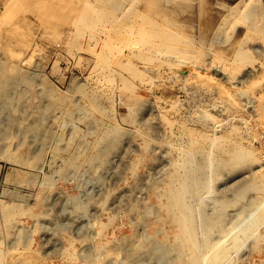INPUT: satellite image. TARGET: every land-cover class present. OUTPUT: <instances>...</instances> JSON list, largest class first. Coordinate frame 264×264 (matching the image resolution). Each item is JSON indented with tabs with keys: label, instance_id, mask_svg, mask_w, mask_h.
Returning <instances> with one entry per match:
<instances>
[{
	"label": "rangeland",
	"instance_id": "1",
	"mask_svg": "<svg viewBox=\"0 0 264 264\" xmlns=\"http://www.w3.org/2000/svg\"><path fill=\"white\" fill-rule=\"evenodd\" d=\"M255 97L264 0H0V264H264ZM226 122L251 149L230 168Z\"/></svg>",
	"mask_w": 264,
	"mask_h": 264
},
{
	"label": "bare ground",
	"instance_id": "2",
	"mask_svg": "<svg viewBox=\"0 0 264 264\" xmlns=\"http://www.w3.org/2000/svg\"><path fill=\"white\" fill-rule=\"evenodd\" d=\"M251 1V0H250ZM247 3V2H246ZM245 3V4H246ZM248 5V4H247ZM249 5H250V3H249ZM252 6V5H251ZM242 18H244V19H248V21H247V26H248V28L249 29H252L253 31H259L260 30V28L262 27L261 26V23L259 22V18H258V16L256 15H253L252 16V10H251V8H248V11H246L243 15H242ZM109 41V40H108ZM108 43H112V42H108ZM106 45H107V42L105 43ZM112 45V44H111ZM109 46V47H112V46ZM107 46V47H108ZM170 48L171 46L170 45H164V47L165 48H168V47ZM106 46H105V48H107ZM109 47H108V49H107V51L108 50H110L109 49ZM104 48V49H105ZM114 49H115V47H114ZM172 49H178V48H172ZM116 50V49H115ZM152 50V49H151ZM105 51V50H104ZM106 51V52H107ZM111 52L112 51H114V50H110ZM109 52V51H108ZM107 52V53H108ZM115 52V51H114ZM116 52H119L118 50H116ZM149 52H151V51H149ZM176 52V51H175ZM131 53H133V51L132 50H129V52H128V54H121V58L123 57V58H125V60H123V59H117V61L116 62H118V64H120L119 66H122L123 68H126L127 70H129L130 72H132V73H134V74H136V75H144L143 74V72L140 70V69H137L135 66L136 65H133L134 63L133 62H131V59L129 58V56H130V54ZM145 53V52H144ZM104 54V53H103ZM115 54V53H114ZM134 54H135V52H134ZM147 54V53H146ZM162 54V53H161ZM105 55H107V54H105ZM103 56V55H102ZM114 56V55H113ZM134 56H138V57H141V58H147V60H148V56H145V54H135ZM150 59V58H149ZM109 60V59H108ZM116 60V59H115ZM161 61V60H160ZM168 62V61H167ZM169 62H171V63H169V64H167V65H171L172 64V66H173V64L174 65H177V64H179V63H181V60L179 59V58H177V57H171V61H169ZM166 63V62H165ZM184 64V63H183ZM185 67H186V65H185ZM219 67H224L223 65H221V66H219ZM214 69V68H213ZM156 70H157V68H156ZM178 69L176 70V73L178 74ZM205 70H200V72H204ZM219 71H221L220 69H219ZM158 72V71H157ZM174 72V71H173ZM206 72V71H205ZM147 73V72H146ZM172 73V72H171ZM226 73V72H225ZM224 73V74H225ZM159 74V73H158ZM174 74V73H173ZM182 74V75H181ZM181 74H178V76L180 77V78H182V79H185V82H186V80H189L188 78H190V76H191V74H192V72L191 73H189L190 74V76L188 77V78H186V74H183V73H181ZM188 74V75H189ZM199 74V73H198ZM223 74V75H224ZM133 75V74H132ZM193 75H194V73H193ZM137 76V77H138ZM149 76V75H148ZM134 78V77H133ZM141 78V77H140ZM155 78V77H154ZM211 78V77H210ZM227 78V77H226ZM225 78V79H226ZM143 79H144V77H143ZM212 79H214L215 80V78H211V80ZM145 80V79H144ZM143 80V81H144ZM146 80L148 81V82H152V83H154V79H153V76H149L148 78L146 77ZM145 80V81H146ZM140 81V80H139ZM184 81V80H183ZM207 81V80H206ZM205 81V82H206ZM216 81V80H215ZM214 81V82H215ZM227 81V80H226ZM226 81H224L223 80V82H226ZM233 81V80H232ZM180 82V81H179ZM204 82V83H205ZM233 83H234V81H233ZM232 82L231 83H225V85H223V84H221V85H219V87H217V88H220V90L219 89H217V93L216 94H218L219 96V99H223V97H224V94H225V90L227 89V88H229V89H232L233 90V93H237V94H239L238 92L240 91V89H239V87L237 88L236 86V84H233ZM201 84V83H200ZM219 84V83H218ZM226 86H227V88H226ZM249 87V86H248ZM250 88V87H249ZM246 89V88H245ZM189 91V90H188ZM241 92V91H240ZM232 93V94H233ZM244 93V92H243ZM242 93V94H243ZM231 94V93H230ZM250 96V95H249ZM214 97V96H213ZM217 97V98H218ZM240 97V96H239ZM253 97V96H252ZM219 99H217V100H219ZM232 99V98H231ZM225 100V99H224ZM223 100V101H224ZM249 100V99H248ZM252 100H255L256 101V103H257V105L256 104H254L256 107H258L259 105L261 106V104H260V102H259V98L258 97H255V99H253L252 98ZM251 100V101H252ZM246 101V100H245ZM233 103L235 102V99L232 101ZM249 102V101H248ZM229 103V102H228ZM233 103H232V106H233ZM251 103V102H250ZM244 104V103H243ZM241 105V103H239V106ZM237 107H238V105H236ZM208 108V107H207ZM259 108V107H258ZM264 108V106H262V107H260L259 108V110L260 109H263ZM236 109V108H235ZM224 111V110H223ZM264 111V110H263ZM204 121V120H203ZM227 123V122H226ZM206 125V124H205ZM216 125V124H215ZM225 126V125H224ZM223 126V127H224ZM228 126V127H227ZM227 126L225 127V129H222V132L218 135V134H213L212 136H211V139L214 141V140H221V139H224V140H226L227 142H229L234 148H233V150L231 151V152H229L230 153V156H229V160L224 164H222L223 166H226V165H228L229 166V168H230V164H232V163H234V164H232V165H234V167H235V162H237V163H239V162H242L246 157H248L249 155H251V149L250 148H248V147H245V146H243L242 144H241V142H240V139L244 136V134H241V130H240V126L238 125V124H236V123H230L229 125H228V123H227ZM222 127V126H221ZM187 128V127H186ZM212 128V127H211ZM183 129V128H182ZM191 129V128H190ZM188 131H190L191 133H192V131H193V129L192 130H188ZM220 131V130H219ZM249 134V133H248ZM249 136H250V134H249ZM256 140H258V139H256ZM260 142H259V140H258V144H259ZM264 142H262V144H263ZM210 145H212V143L210 144ZM255 145V144H254ZM259 145H261V144H259ZM257 146V145H256ZM228 152V151H227ZM228 166H226L227 168H228ZM231 171V170H230ZM260 181H263L264 182V172H263V174L261 175V179H260ZM259 186L261 185V184H259V182L257 183ZM245 190V189H244ZM241 192H242V190H241ZM240 193V192H239ZM171 205H179V207L181 206L180 205V202H179V200H178V198H176L175 196L173 197V199H172V201H171ZM173 208V207H172ZM174 209V208H173ZM181 222H180V225H179V230H177V232H176V237L179 239V240H186L187 241V244H188V249H190V250H188V252L190 251V259H195V256H196V254H194V252H193V250H194V243H195V233H194V229H193V225H192V223H191V219H190V215L188 214V213H182V215H181ZM178 222V221H177ZM162 225V224H161ZM175 226V225H174ZM176 227V226H175ZM172 228V227H171ZM177 228V227H176ZM178 229V228H177ZM185 241V242H186ZM180 243V242H179ZM182 243V242H181ZM174 245V244H173ZM178 245V243H176V245L175 246H177ZM184 248V247H183ZM177 250L179 251L180 249H178L177 248ZM196 253V252H195ZM193 263V262H192ZM51 264H53V263H51ZM184 264V263H183Z\"/></svg>",
	"mask_w": 264,
	"mask_h": 264
}]
</instances>
